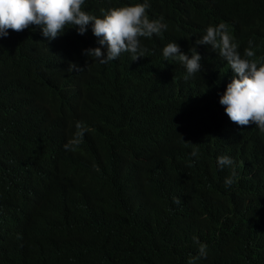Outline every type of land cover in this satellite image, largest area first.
<instances>
[{"label":"trees","instance_id":"16d2710c","mask_svg":"<svg viewBox=\"0 0 264 264\" xmlns=\"http://www.w3.org/2000/svg\"><path fill=\"white\" fill-rule=\"evenodd\" d=\"M143 2L82 10L103 18ZM147 2L168 28L224 24L242 57L252 41L249 59L264 62V0ZM75 28L0 36V264H264L263 137L253 129L238 147L235 130L210 120L208 84L189 85L155 55L119 60L122 87L99 73L75 83L70 63L89 58L80 36L66 47ZM65 91L78 106L59 104Z\"/></svg>","mask_w":264,"mask_h":264},{"label":"clouds","instance_id":"9594fccd","mask_svg":"<svg viewBox=\"0 0 264 264\" xmlns=\"http://www.w3.org/2000/svg\"><path fill=\"white\" fill-rule=\"evenodd\" d=\"M84 3L85 0H0V36L7 37L9 29L20 32L35 25L44 37L52 40L63 34L67 25L76 27L66 47L74 48L72 40L80 36L82 51L89 58L78 65L70 63L69 70L75 83L86 88L95 82V73L104 81L122 87L124 80L117 66L119 60L126 58L133 64L155 55L159 61L173 67L180 79L189 85L208 84L206 111L210 113V120L235 130L238 147L247 145L253 129L264 140V62L258 66L256 60L249 59L255 56L252 41L248 42L249 47L242 57L226 26H218V21L212 23L214 27L192 32L181 23L168 28L161 20H150L146 15L150 7L147 0L109 9L103 18L83 11ZM173 31H178V37L171 34ZM111 100L117 103L116 107L124 106L118 94ZM59 104L78 106L66 91ZM190 115L199 124V120ZM76 127L77 135H83L81 125L78 123ZM65 148L69 149L70 144ZM192 155L198 153L193 151ZM217 164L220 168L232 167L234 161L219 156ZM232 183L231 176L225 179L226 187ZM174 202L179 204L180 199ZM193 239L199 243L196 237ZM198 252L199 257L206 258L207 245L199 243Z\"/></svg>","mask_w":264,"mask_h":264}]
</instances>
